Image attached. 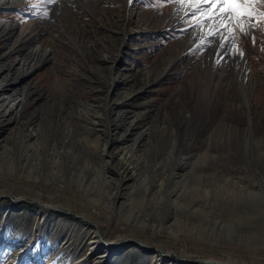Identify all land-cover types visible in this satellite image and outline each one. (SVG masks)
I'll return each instance as SVG.
<instances>
[{"label":"rangeland","instance_id":"374dc122","mask_svg":"<svg viewBox=\"0 0 264 264\" xmlns=\"http://www.w3.org/2000/svg\"><path fill=\"white\" fill-rule=\"evenodd\" d=\"M189 3L0 0L1 264H264V0Z\"/></svg>","mask_w":264,"mask_h":264},{"label":"bare ground","instance_id":"6f19581e","mask_svg":"<svg viewBox=\"0 0 264 264\" xmlns=\"http://www.w3.org/2000/svg\"><path fill=\"white\" fill-rule=\"evenodd\" d=\"M200 4H202V3H193V2H190L189 4H187V5H185V9L186 10H188V11H190V10H192V8H194L195 7V5H199L200 6ZM215 5L217 6H214L213 8L215 9V10H218V5H219V3H215ZM213 8H209V10H207V12L206 13H203L202 14V16L203 15H208V17H210V16H214L213 14V12H212V9ZM220 9V8H219ZM218 13V12H217ZM218 15V14H217ZM216 15V16H217ZM229 15H231L230 13H226L224 16H225V19L229 16ZM207 17V16H206ZM215 17V16H214ZM224 19V20H225ZM223 20V21H224ZM222 18H220L219 19V21H217L218 23L217 24H213V25H204L203 26V32H204V34L203 33H201L200 32V34H203V35H200V34H198L197 32H195L194 33V30H191L190 32H188V34H190V33H194V34H197V38H199V35L201 36V38H199V41H201V39H205V38H208L212 33H218V31L220 30V28L222 27ZM202 29V28H201ZM200 29V30H201ZM233 29V28H232ZM196 30V29H195ZM229 30H230V28H229ZM199 32V31H198ZM222 34H224V32L222 33ZM191 35V34H190ZM219 35V34H218ZM227 35V34H226ZM222 36V35H221ZM222 38V37H221ZM223 40V39H222ZM215 44H217V43H215ZM38 50H39V47H38ZM37 50V48H35L34 49V51L35 52H37L38 51ZM43 57V56H42ZM105 244V245H107L105 242H103V241H101V239L98 237V236H96V237H93V240L91 241V244H90V249H89V256L91 255V256H96L95 254H94V251L95 250H97V248L100 246L99 244ZM114 245H116L115 243L114 244H112V246H114ZM111 246V245H110ZM93 259H94V257H93ZM94 263V262H93Z\"/></svg>","mask_w":264,"mask_h":264},{"label":"water","instance_id":"95a60500","mask_svg":"<svg viewBox=\"0 0 264 264\" xmlns=\"http://www.w3.org/2000/svg\"><path fill=\"white\" fill-rule=\"evenodd\" d=\"M48 50V49H47ZM49 51V50H48ZM52 61V59H51V56H49L48 55V57L45 59V60H43L42 62H40V64L37 66V67H35L34 69H32L31 70V73H34V72H36V71H39V70H42V69H44L45 67H46V65H48V64H50V62ZM29 75L30 74H28V76L27 77H29ZM22 79H24V78H22ZM1 197H10L11 198V196L10 195H5V194H0V198ZM17 198H19V199H17V200H15V199H12V201L14 202V201H23V200H25L24 199V197H17ZM49 206V205H48ZM49 207H51V206H49ZM117 246H125V245H134V246H137V244H139V246H142V243L140 242V241H137L135 238H132V237H129V238H127V239H125V240H121V241H116V243H115ZM115 246V245H114ZM144 246V245H143ZM138 247V246H137ZM117 248V247H116ZM140 248V247H139ZM144 248H148V247H146V246H144ZM142 249V248H141ZM203 264H205L207 261H209V263L208 264H224V263H220V262H218V261H212V260H206V261H203L202 259H199Z\"/></svg>","mask_w":264,"mask_h":264},{"label":"snow or ice","instance_id":"6c2138e0","mask_svg":"<svg viewBox=\"0 0 264 264\" xmlns=\"http://www.w3.org/2000/svg\"><path fill=\"white\" fill-rule=\"evenodd\" d=\"M179 2H193V3H222L224 5L232 6L239 2V0H179ZM252 2H255V0H252ZM225 49V52L230 51L229 47L227 45H221Z\"/></svg>","mask_w":264,"mask_h":264},{"label":"trees","instance_id":"16d2710c","mask_svg":"<svg viewBox=\"0 0 264 264\" xmlns=\"http://www.w3.org/2000/svg\"><path fill=\"white\" fill-rule=\"evenodd\" d=\"M0 264H1V262H0Z\"/></svg>","mask_w":264,"mask_h":264}]
</instances>
